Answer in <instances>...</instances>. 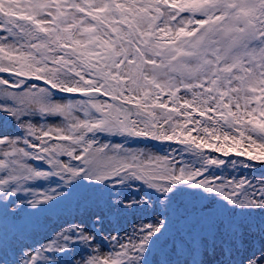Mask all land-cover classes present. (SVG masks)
Here are the masks:
<instances>
[{"label": "snow or ice", "instance_id": "1", "mask_svg": "<svg viewBox=\"0 0 264 264\" xmlns=\"http://www.w3.org/2000/svg\"><path fill=\"white\" fill-rule=\"evenodd\" d=\"M0 264H264V0H0Z\"/></svg>", "mask_w": 264, "mask_h": 264}, {"label": "rangeland", "instance_id": "2", "mask_svg": "<svg viewBox=\"0 0 264 264\" xmlns=\"http://www.w3.org/2000/svg\"><path fill=\"white\" fill-rule=\"evenodd\" d=\"M240 171V170H239ZM241 172V171H240ZM242 173V172H241ZM243 174V173H242ZM253 174L255 175V176H260L261 175V172H260V170L259 169H257V170H255V171H253ZM243 175H245V174H243Z\"/></svg>", "mask_w": 264, "mask_h": 264}]
</instances>
